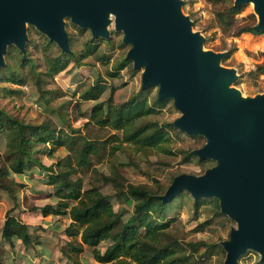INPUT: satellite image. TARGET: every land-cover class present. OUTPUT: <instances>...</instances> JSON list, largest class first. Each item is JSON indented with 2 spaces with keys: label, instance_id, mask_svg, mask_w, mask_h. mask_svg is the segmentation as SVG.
I'll use <instances>...</instances> for the list:
<instances>
[{
  "label": "trees",
  "instance_id": "16d2710c",
  "mask_svg": "<svg viewBox=\"0 0 264 264\" xmlns=\"http://www.w3.org/2000/svg\"><path fill=\"white\" fill-rule=\"evenodd\" d=\"M211 1L221 6L215 12V17L218 27L223 33L230 36H237L241 33H257L254 29L257 24L254 13L250 12L246 15V18L252 22L240 25L237 15L242 10V5L235 6L234 0ZM31 29L27 30L28 39L23 50L13 44L7 46L4 53L5 63L0 68V77L5 73L6 81L23 85L26 82V75L28 72L31 73L33 85L37 86L41 96L50 105L51 100L63 96V92L59 89H42L44 82L40 76L54 78L72 61L79 63L81 58L95 53L98 43L89 44L88 49L78 55L71 47L69 36V51H63L56 42L36 29L35 32L41 37L39 45L30 31ZM99 40L100 38L91 39L92 42ZM39 46L45 57V71L37 70L38 63L31 56V50L38 49ZM52 49H56V54L48 55ZM98 59L101 62H106L109 58L103 54ZM130 64L131 61L123 55L115 64L113 71L107 72L108 77H116L119 71L128 68ZM40 66H42L41 62ZM256 71L264 74V63L258 65ZM106 88V80L103 77H98L92 84L85 85L80 90L79 98L80 100L97 101ZM151 90L152 86L140 87L134 96L120 105L111 103V95L107 100L96 102L91 109L90 122L99 127L122 131L121 140L136 145L141 151L162 148L168 140L170 131H174V133L176 131L186 132L175 127L173 122L159 124L146 118L158 109L165 107L170 100V98H158L156 94L150 101ZM2 92L5 95L10 93L18 95L20 90L4 86ZM55 108L61 111L62 106L56 105ZM67 127L70 129V134L66 133L64 129L58 128L52 120L47 119L39 124H32L14 117L0 107V132L4 133L5 137L0 175L1 173L8 175V172H12L20 176L25 174L31 178L35 170L48 173L44 182L52 186V191L46 192L45 197L51 198L54 202L42 206L33 205L27 209L41 217L65 216L70 220L64 229V233L70 239L61 249L70 264H81V254L84 250H89L94 260L100 264H209L214 255L220 257V254L224 253L221 233L217 229L212 230L211 226L217 220L215 217L219 218L216 222L230 237L232 221L220 211V206L216 203H213L212 206L214 211H211V208L200 211L205 217L201 221L198 220L197 215L193 217L196 220V227L193 230L205 232L210 229L212 230L211 237L196 241H184L170 231L169 227L173 217H169L171 215L167 212L173 211L177 207L178 198H192L197 214H199L201 203L209 201L205 197L195 199L185 189L179 191L168 201L159 199V196L166 192L176 176L170 180L167 186L162 185L156 179L152 184L126 183V179L115 170L111 175L104 176L106 182L113 184L115 197L118 200L132 203V213L128 217H125L127 211L114 209L110 196L102 193L97 185L83 189L81 178H74L73 175L77 172V168L89 165L90 157L98 152L99 147L93 141L78 135L79 133L76 134L78 129L72 128L71 124L67 123ZM198 136L202 137V135ZM114 139L117 138L114 136ZM47 143L52 145L49 153L57 147H64L68 152L65 156L60 157L55 164L46 168L35 156V153L39 152L36 145H46ZM194 149L181 150L186 162L194 161L197 165L208 168L213 166L214 161L199 159L194 154ZM132 168L136 170L134 167ZM135 173L141 172L136 170ZM19 188L20 184L15 180L0 185V189L12 198H15ZM210 201L212 202V200ZM1 236L11 245H14L17 240L25 246L32 243L28 224L18 216L11 214L9 210L6 211L1 226ZM108 239L111 240V243L103 251H100L98 245ZM36 264L44 263L39 260Z\"/></svg>",
  "mask_w": 264,
  "mask_h": 264
},
{
  "label": "rangeland",
  "instance_id": "374dc122",
  "mask_svg": "<svg viewBox=\"0 0 264 264\" xmlns=\"http://www.w3.org/2000/svg\"><path fill=\"white\" fill-rule=\"evenodd\" d=\"M181 1V11L190 18L192 30L198 31L204 37L203 50L221 53L220 65L235 70L237 79L230 87L238 89L245 98L264 94V74L256 71L257 66L264 63V31L241 33L237 36L227 35L220 30L216 21L215 12L221 7L219 4L216 5L211 0ZM242 6V10L237 15L240 25L252 22L246 18V15L250 12L254 13L253 2ZM254 14L257 22V15ZM109 20V37L105 39L92 37L89 29L74 25L69 18L64 19L65 30L70 37L71 47L78 55L86 51L89 44L98 43V46L95 53L81 58L79 63L72 61L65 70L55 75L54 78L45 75L40 76L44 82L42 89H59L63 92V96L53 98L48 105L37 86L33 85L31 73L28 72L26 82L23 85L6 81L4 73L0 77V107L7 113L28 123L39 124L47 119L52 120L58 128H62L70 134V129L67 127V123H69L72 128L78 129L76 134L79 133L78 135L81 137L93 141L99 147L98 152L90 157L89 165L77 168L73 177L81 178L83 189L97 185L102 193L110 196L114 209L127 211L125 217H128L132 213V203L118 200L115 197L113 184L106 182L104 176L111 175L115 170L126 179V183L152 184L153 180L156 179L162 185L167 186L174 176L180 174L200 175L208 167L197 165L194 161L186 162L181 150L197 149L205 144L206 138L175 130L176 133L174 131L169 132L168 140L162 148L141 151L136 145L121 140L122 131L113 130L109 127H99L90 122L91 109L96 102L107 100L111 95V103L120 105L134 96L141 87L143 67L134 68L132 61L130 66L119 71L116 77H108L107 72L113 71L115 64L123 55L126 56L131 47L130 44L123 43V32L115 30L112 15H109ZM31 26L27 25V30L31 29ZM32 27L30 31L35 41L40 45L41 37L35 32L37 28ZM37 31L39 30L37 29ZM92 38H100V40L92 42ZM54 54H56V49H52L48 53V55ZM103 54L108 56V61L101 62L98 59ZM31 56L38 63L37 70L45 71V57L40 46L38 49L33 48L31 50ZM40 62L42 66H40ZM98 77H103L107 86L100 99L97 101L80 100V90L85 85L92 84ZM4 86L19 89L20 92L18 95L14 93L5 95L2 92ZM156 94L158 95V85L152 86L149 100L152 101ZM56 105L62 106L61 111L55 108ZM180 114L181 112L173 104V99L170 98L165 107L158 109L146 118L159 124L171 123ZM113 135L117 139H114ZM4 146V133L0 132V166L3 165ZM51 146V143L36 145L39 152L35 153V156L46 168L55 164L60 157L65 156L68 152L64 147H57L49 153ZM115 146L117 148H114ZM212 161L216 164L215 160ZM132 167L142 174L135 173L136 170ZM47 175L46 171L38 172L37 170L31 178L25 174L20 176L12 172H8V175L1 173L0 185L15 180L20 184V188L15 198L10 197L4 190L0 189V264H36L39 260L44 264H70L61 252V249L66 246V242L70 239L64 233V229L70 220L65 216L48 215L41 217L27 209L33 205L42 206L54 202L51 198L45 197L46 192L52 191V186L44 182ZM205 198L209 201L201 203L199 214L194 209L192 198L177 199L179 202V204L176 202L177 207L173 211L167 212L171 215L169 217H173L169 228L175 236L184 239V241H196L211 237V231L217 229L221 233L222 241L230 238L216 222L219 220L217 217L211 226L212 230L208 229L205 232L193 230L196 227L194 216L197 215L198 220L201 221L205 217L200 211H204L205 208H211V211H214L213 203L219 205L217 197ZM8 210L28 224V231L32 237V243L29 246H25L19 240L11 245L2 238L1 226ZM231 221V227L237 228V223ZM110 243L111 240H104L98 245V248L103 251ZM225 256L226 251L224 250L220 257L214 255L209 264H224ZM238 262L239 264H263L260 262V255L253 250H247L240 256ZM81 264L100 263L94 260L89 250H84L81 254Z\"/></svg>",
  "mask_w": 264,
  "mask_h": 264
},
{
  "label": "water",
  "instance_id": "95a60500",
  "mask_svg": "<svg viewBox=\"0 0 264 264\" xmlns=\"http://www.w3.org/2000/svg\"><path fill=\"white\" fill-rule=\"evenodd\" d=\"M254 4L256 31H264V0ZM181 0H0V67L8 45L23 50L32 25L69 51L65 18L92 37L108 38L109 15L123 43L126 58L143 67L141 88L158 85V98H172L181 114L173 124L206 142L194 149L201 160L216 164L200 175H177L159 196L170 200L182 189L197 199L217 197L220 211L237 223L222 242L224 264H239L247 250L264 264V94L243 97L230 87L233 68L220 65L221 53L203 50L204 37L192 30Z\"/></svg>",
  "mask_w": 264,
  "mask_h": 264
}]
</instances>
